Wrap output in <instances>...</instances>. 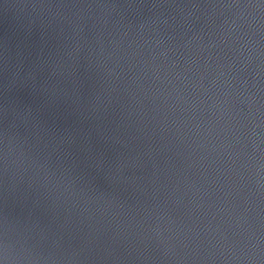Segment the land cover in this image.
<instances>
[{"label": "water", "instance_id": "95a60500", "mask_svg": "<svg viewBox=\"0 0 264 264\" xmlns=\"http://www.w3.org/2000/svg\"><path fill=\"white\" fill-rule=\"evenodd\" d=\"M0 264H264V0H0Z\"/></svg>", "mask_w": 264, "mask_h": 264}]
</instances>
